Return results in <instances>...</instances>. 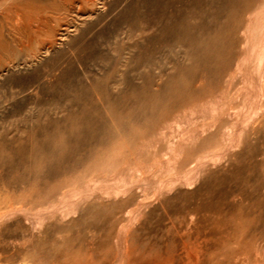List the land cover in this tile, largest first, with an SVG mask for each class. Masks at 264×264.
I'll use <instances>...</instances> for the list:
<instances>
[{"label":"rangeland","instance_id":"rangeland-1","mask_svg":"<svg viewBox=\"0 0 264 264\" xmlns=\"http://www.w3.org/2000/svg\"><path fill=\"white\" fill-rule=\"evenodd\" d=\"M1 7L0 264H264V0Z\"/></svg>","mask_w":264,"mask_h":264},{"label":"bare ground","instance_id":"bare-ground-1","mask_svg":"<svg viewBox=\"0 0 264 264\" xmlns=\"http://www.w3.org/2000/svg\"><path fill=\"white\" fill-rule=\"evenodd\" d=\"M7 1V0H6ZM11 2V1H10ZM2 6V0H0V25H1V20H2V13H1V7ZM5 7V6H4ZM248 25V24H247ZM246 28V27H245ZM243 36V35H242ZM245 37V36H244ZM237 41H240V38H237ZM2 42L3 41H1V35H0V74H1V70H2V61H1V52H2ZM238 43H240V42H238ZM241 53V52H240ZM231 61V60H230ZM245 61V60H244ZM3 71V70H2ZM2 75H0V77H1ZM31 180V179H30ZM28 181V180H27ZM261 182V181H260ZM31 183H33V182H31ZM3 188V187H2ZM3 199V198H2ZM18 206V205H17ZM7 208H5V210H6ZM17 209V208H16ZM3 211V212H1L0 213V220L4 217H7L8 215H10V214H12V213H14L13 211H14V209L12 208H9L7 211ZM246 212V211H245ZM11 216V215H10ZM9 216V217H10ZM45 216V214L43 215V217ZM42 218V217H41ZM193 218V217H192ZM16 220V219H15ZM42 220H44L43 218H42ZM195 220V219H194ZM194 223V222H193ZM198 233V232H197ZM217 239V238H216ZM199 243V242H198ZM202 246V245H201ZM207 246V245H206ZM257 259V258H256ZM130 261V260H129ZM254 261V260H253ZM114 263V262H113ZM123 263V262H122ZM129 263V262H128ZM264 263V262H263ZM150 264V263H149ZM153 264V263H152ZM248 264V263H247Z\"/></svg>","mask_w":264,"mask_h":264}]
</instances>
